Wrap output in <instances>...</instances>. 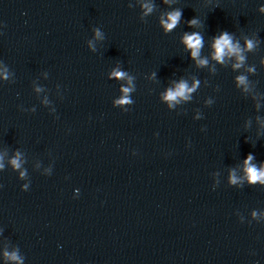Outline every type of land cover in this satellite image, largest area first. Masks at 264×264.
I'll use <instances>...</instances> for the list:
<instances>
[{
  "label": "clouds",
  "instance_id": "9594fccd",
  "mask_svg": "<svg viewBox=\"0 0 264 264\" xmlns=\"http://www.w3.org/2000/svg\"><path fill=\"white\" fill-rule=\"evenodd\" d=\"M167 2V0H165ZM146 9V12L152 11V6L145 4L143 6ZM182 13L180 11H173L168 14L167 21H161V23L164 25L165 30L170 31L173 28H175L181 18ZM197 21L195 19L189 21L190 25H195ZM184 43L186 46L191 49V55L193 58H197L200 54V49L202 47V37L198 33L193 34H185L184 36ZM247 48L249 50L253 49L255 47L254 42L251 40H248L247 42ZM215 52H214V59L217 61L223 63L225 56H232L235 55L237 58L238 63L234 65V67L239 68L241 67L245 57L241 54L242 49L239 47L238 44H234L232 40V36L229 35L227 32H223L218 38L215 39L214 45H213ZM198 63L201 65L207 64V60H198ZM114 76L118 78H123L125 76V73L123 72H114ZM238 82L240 84L246 83V77L240 76L237 78ZM196 84H193L191 88L188 87L187 83L184 81H181L175 88V90L169 89L167 91V94L165 96V99L172 102V101H178V98L188 99V94L195 90ZM125 93L130 91V89L125 88L123 89ZM120 103H127V98L125 97L124 100L119 101ZM252 156H249L248 159L245 161L246 164V171L249 176L250 182H257L261 181L264 182V170H258L254 165L250 163L252 160ZM13 165L15 167H19L18 160L12 161ZM233 183H235V177H233ZM12 259H16V256L13 254L11 256Z\"/></svg>",
  "mask_w": 264,
  "mask_h": 264
}]
</instances>
